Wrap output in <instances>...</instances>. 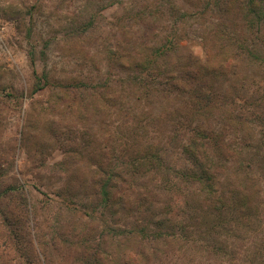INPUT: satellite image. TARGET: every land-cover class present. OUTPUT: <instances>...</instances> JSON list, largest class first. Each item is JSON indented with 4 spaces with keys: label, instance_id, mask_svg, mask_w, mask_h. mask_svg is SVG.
<instances>
[{
    "label": "rangeland",
    "instance_id": "1",
    "mask_svg": "<svg viewBox=\"0 0 264 264\" xmlns=\"http://www.w3.org/2000/svg\"><path fill=\"white\" fill-rule=\"evenodd\" d=\"M172 2L178 9L173 15L166 8L171 5L162 0H0V239L11 237L2 225V219L7 214L12 222L14 211L19 213V226L30 232L32 225L40 222L38 225L47 234L45 241H49L48 233H64L65 229L72 235L69 231L77 227L78 222L90 221L86 211L91 209L75 206L74 212L69 200L77 195L78 200L88 206L100 200L94 195L98 189L92 185L96 174L97 179L107 178L117 171L122 179L114 178L113 183L119 195L123 191L130 192L131 198L138 195L132 188L140 184V178L135 175L128 179L124 174L126 169L119 164L123 160L120 157L122 130L125 126L132 129L135 121L134 113L125 116L120 106L126 101L133 103L131 96L140 97L141 91L138 88L139 93L134 94V88H129L128 72L119 67V62L126 60L121 56L128 57L129 62L130 57L134 60V57L146 56L162 45L165 35L176 28L183 30L189 38L186 41L184 37L178 52L168 55L160 64L165 67L172 61L179 71L186 65L185 57L190 55L189 52L206 58L198 36L193 35L200 33L196 21L201 15L189 18L187 28L178 19L186 10L196 11L197 8L186 0ZM159 5L161 7H157ZM156 7L159 10L152 15L150 8L155 10ZM212 13L214 15L215 11ZM207 14L209 19V12ZM92 18L89 27L95 26L82 33V25L90 24ZM241 62L239 80L231 82L234 81V91L243 97L236 102L243 111L250 113L248 115L243 112L237 115L227 107L207 109L206 121L199 115L194 118L190 114L192 122L188 125L184 105L173 99V94L164 91L151 93L149 99L156 97V104L139 105L142 107L139 113L147 120H158L147 136L137 133L142 137L143 145H150L162 154L164 162L160 167L162 171L148 173L149 177L163 181L166 175L172 186L180 184L181 173L190 165L183 148L189 144L198 125L213 132H221L223 128L228 132L232 127L227 125L230 121L227 114L251 121V113L258 117L261 109L248 96L254 100L264 97V67ZM243 78L247 80L246 84L240 86L239 81ZM105 80L111 83L115 94L120 91L122 94L107 115L95 113L99 107L95 105L98 98L92 97L96 91L92 87ZM128 89L133 95L125 91ZM145 99L146 96L143 101ZM258 119L261 121H244L243 126H233L232 138L237 136L238 143L248 142V129L254 138L252 143L259 144L264 136V120ZM244 131L248 137L244 136ZM229 137L228 134V142L231 141ZM116 141L119 142L116 151L110 155L109 149ZM97 165L103 167V172L112 171L105 176L107 173L99 172ZM183 186L185 193L177 198L180 205L187 196L199 199L198 186ZM135 188L139 189L138 186ZM61 194L65 198L58 197ZM155 195L160 200L156 207L161 209L169 201V195H165L161 186L156 187ZM98 210L102 209H97L93 216L95 222L102 224L105 217ZM123 217L125 223L134 224L132 216L125 218L123 214ZM106 220L109 221L108 216ZM98 241L96 238L95 246ZM26 247L28 249V245ZM57 247L60 246L57 244ZM155 249L149 248L156 254L166 251L162 244L155 245ZM7 254L1 256L6 263L8 258H11V264H15L12 259H21L24 263L27 260L21 258L26 256L21 250L11 249ZM173 257L177 262L170 261L169 264H179L176 254ZM109 259L107 264H115L116 258ZM182 264H185V258ZM199 264H203L202 261ZM210 264H226V260L217 256Z\"/></svg>",
    "mask_w": 264,
    "mask_h": 264
},
{
    "label": "trees",
    "instance_id": "2",
    "mask_svg": "<svg viewBox=\"0 0 264 264\" xmlns=\"http://www.w3.org/2000/svg\"><path fill=\"white\" fill-rule=\"evenodd\" d=\"M162 1L171 5L166 6L170 15L178 12L172 0ZM186 1L197 10H186L178 19L187 28L189 18L201 15L196 21L200 33L194 32L193 35L198 36L199 44L206 53L205 59L189 52L190 55L185 57L186 65L179 71L172 61L165 67L160 64L162 59L178 52L179 43L184 37L186 41L189 38L183 30L175 28L165 35L164 43L151 53L134 57V60L130 57V62L128 57L122 55L121 58L126 60L119 62L121 70L128 72L129 88H134L132 93L138 94V88L141 91L140 97H136L131 90H125L133 95V103L126 101L120 106L125 116L133 112L135 121L132 129L125 126L122 130L125 138H120L123 142L120 157L123 160L119 164L126 169L124 174L128 179L135 175L140 178V184L132 188L138 195L131 198L130 192L126 191L119 195L113 182L114 178L118 180L122 176L117 171L110 174L112 170L103 172L101 164L97 165L99 172L107 173L105 176L109 174L107 178L101 176L98 179V174L95 175L92 185L95 190L98 189L94 193L100 199L97 204H83L77 195L69 200L74 212L77 208L91 209L86 211L90 221L78 222V226L69 231L72 235H68L66 229L64 233H48L49 241H45L47 234L38 225L40 222L32 225L30 232L26 227L19 226L18 212L11 213L15 217L12 222L6 214L2 225L8 229L11 237L1 236L0 264L12 263H9L11 258H8V263L1 259L11 249L24 252L26 256L22 255L21 258H27L26 264H55L54 261L57 264H107L110 257L116 258L115 264H169L170 261L177 262L174 254L179 264L184 258L185 264H199L201 261L210 264V260L217 256L225 259L226 264H264V136L259 144L252 143L254 138L247 129L248 142L238 143L237 136L232 138L233 126H243L244 121L247 123L251 120L239 116L236 119L232 113L227 114L230 120L227 125L232 127L228 132L224 128L221 132H213L198 125L189 144L183 148L190 165L186 172L181 173L179 185L172 186L166 175L163 181H159L148 174L159 173L162 171L160 167L164 166L162 154L150 145H143L142 137L137 133L139 131L147 136L158 120H147L138 111L142 108L139 105L149 107L152 102H158L156 97L155 100L149 99L152 92L157 94L164 91L173 94V99L180 100L188 125L195 115L203 120L208 119L207 109L227 107L237 115L241 112L248 115L250 113L243 111L236 102L243 97L234 91L232 82L239 80L241 61L264 67V0ZM163 3H160L161 6ZM150 10L152 15H156L159 9ZM207 12L210 20L206 17ZM92 20H89L90 24L82 25V33L95 26L89 27ZM133 70H137L136 74L130 75ZM244 79L239 81L240 86L246 84L247 80ZM92 88L96 90L92 97L98 98L95 105L99 106L95 107V113L109 114L121 98V91L116 95L111 83L106 80ZM145 96L147 99L143 101ZM248 98L257 102L258 109H261L258 117L264 120V97L259 96L256 100ZM258 117L251 113L252 121H258ZM228 134L230 142L226 141ZM244 136L248 137L245 131ZM118 143L116 141L114 147L109 149L110 155L116 151ZM182 184L198 186L199 199L187 196L180 205L177 198L185 193ZM157 186H161L165 195H169V201L161 209L156 207L160 202L155 195ZM58 197L65 198L62 194ZM97 209H102L98 211L105 217L102 224L101 221L95 222L93 213ZM123 214L125 218L132 216L134 224L125 223ZM96 238L99 241L95 246ZM160 244L166 251L156 254L149 250H156L155 245ZM12 261L15 264L24 263L21 259Z\"/></svg>",
    "mask_w": 264,
    "mask_h": 264
}]
</instances>
